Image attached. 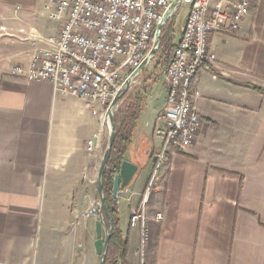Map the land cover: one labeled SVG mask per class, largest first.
I'll list each match as a JSON object with an SVG mask.
<instances>
[{"label": "crops", "instance_id": "1", "mask_svg": "<svg viewBox=\"0 0 264 264\" xmlns=\"http://www.w3.org/2000/svg\"><path fill=\"white\" fill-rule=\"evenodd\" d=\"M44 5L0 0V264H99V219L87 214L99 198L105 106L12 74L59 34L55 7ZM210 46L214 66L193 82L201 95L196 142L169 151L142 232L130 221L160 150L154 131L166 107L164 78L145 96L125 159L138 171L115 202L128 264H264V0H255L237 34L212 35Z\"/></svg>", "mask_w": 264, "mask_h": 264}, {"label": "built area", "instance_id": "2", "mask_svg": "<svg viewBox=\"0 0 264 264\" xmlns=\"http://www.w3.org/2000/svg\"><path fill=\"white\" fill-rule=\"evenodd\" d=\"M173 1L50 0L55 7L51 18L62 22L58 36L47 40L29 67H14L12 74L28 82H49L61 95L110 106L128 78L123 75L130 76L149 55L157 26ZM254 4L255 0H181L188 12L165 70L166 107L154 131L160 150L142 202L132 211L131 227L145 229L146 207L169 151H187L196 142L202 124L196 101L201 95L193 82L214 66L212 35L237 34ZM97 141V135L88 141L89 152ZM126 193L120 188L114 201ZM100 210L92 209L87 217H97ZM155 220L162 221L163 215L157 214Z\"/></svg>", "mask_w": 264, "mask_h": 264}, {"label": "trees", "instance_id": "3", "mask_svg": "<svg viewBox=\"0 0 264 264\" xmlns=\"http://www.w3.org/2000/svg\"><path fill=\"white\" fill-rule=\"evenodd\" d=\"M173 18V17H172ZM170 27L162 31L160 51L165 57L163 67L166 69L171 64L176 44ZM145 97L136 95L125 110H118L114 114L116 140L112 149L110 161L103 177V194L110 219L105 217L107 224L114 225V234L108 246L106 264H128L126 261L127 242L122 239L118 229V210L113 196L115 177L119 174L126 155L134 142L135 131L144 109Z\"/></svg>", "mask_w": 264, "mask_h": 264}, {"label": "water", "instance_id": "4", "mask_svg": "<svg viewBox=\"0 0 264 264\" xmlns=\"http://www.w3.org/2000/svg\"><path fill=\"white\" fill-rule=\"evenodd\" d=\"M181 0H174L170 7L167 9L161 23L157 26L156 29V40L153 48L151 49L149 55L143 61L141 66L136 69L126 80L125 85L120 89L115 99L112 101L111 105L109 106L106 118L109 121V143L108 147L105 151L103 156L99 173H98V186L97 191L100 199V208L101 213H104V216L110 219V215L108 209L106 207L105 198L103 194V177L106 172L108 163L111 158L112 149L116 140V131H115V123H114V109L119 106L121 99L127 94L130 90L133 80L138 77L141 72L150 64V62L154 59L156 53L159 51L161 46V37H162V29L166 25V23L173 17L174 12L180 7ZM138 167L124 161L119 174L115 177L114 185H113V196L114 198L117 196L121 187H127L131 180L133 179L134 175L137 173ZM114 234V225L110 223V228L107 230L104 224V217H101L100 220L96 224V243L95 248L97 253L100 255L99 264H106L107 261V251L108 246L111 241V238Z\"/></svg>", "mask_w": 264, "mask_h": 264}, {"label": "rangeland", "instance_id": "5", "mask_svg": "<svg viewBox=\"0 0 264 264\" xmlns=\"http://www.w3.org/2000/svg\"><path fill=\"white\" fill-rule=\"evenodd\" d=\"M50 0H37V3L39 4V6L37 7V9L39 10L44 3L45 4H49ZM44 11L47 10V5H44ZM187 7L180 6L176 12H174L173 14V18H171L166 25L163 27V29H165L166 27H170L171 29V34L174 35V43L176 44L177 38L180 37L181 35V31H182V25H183V20L185 18L186 12L187 11ZM15 14L17 17H20L21 15V9L20 7H16L15 10ZM21 11V12H20ZM47 11H45L46 13ZM50 13V12H49ZM53 12L50 13V15ZM47 14V13H46ZM5 15L4 11H0V23H2L3 20V16ZM162 29V31H163ZM7 29L2 30L1 32L4 33ZM176 36V37H175ZM165 57L162 55V52L159 51L156 53L154 59L150 62V64L148 65V70H147V74L144 72H141V74L135 78L134 82L131 85L130 90L127 92V94L121 99L119 106L117 108L114 109V114L116 112H118V110L122 109L125 110L127 108V106L133 102V100L135 99L136 95H141L143 97H145L146 95H148V93L150 92V88L152 86V82H154V80H160L161 78H164L165 81V70L166 67H163V64L165 63ZM123 79L129 77L128 75H123ZM109 108V105L105 107L106 112ZM106 121V119H105ZM104 125V127L107 129L108 134L110 135V131L108 129L107 123L103 122L102 123ZM108 143H109V136L107 138L106 144H105V151L108 147ZM104 151V154H105ZM94 208L97 209H101L100 208V199H97V203L95 205ZM93 208V209H94ZM101 217H104V213H101L100 210V214L97 215L96 218H98L100 220ZM104 224H105V228L107 230H109V225L107 224L105 217H104ZM100 258V257H99Z\"/></svg>", "mask_w": 264, "mask_h": 264}, {"label": "bare ground", "instance_id": "6", "mask_svg": "<svg viewBox=\"0 0 264 264\" xmlns=\"http://www.w3.org/2000/svg\"><path fill=\"white\" fill-rule=\"evenodd\" d=\"M106 123H107L108 129H109V121H108V119L106 120Z\"/></svg>", "mask_w": 264, "mask_h": 264}]
</instances>
